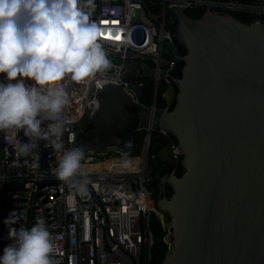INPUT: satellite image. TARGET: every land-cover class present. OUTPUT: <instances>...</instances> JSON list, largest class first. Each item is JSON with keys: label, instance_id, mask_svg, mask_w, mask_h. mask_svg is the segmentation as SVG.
<instances>
[{"label": "water", "instance_id": "water-1", "mask_svg": "<svg viewBox=\"0 0 264 264\" xmlns=\"http://www.w3.org/2000/svg\"><path fill=\"white\" fill-rule=\"evenodd\" d=\"M171 12L172 38L184 48L178 77L158 72L175 87L171 108L139 105L105 83L72 147L124 149L141 127L169 134L182 171L158 179L170 188L156 203L170 237L159 264H264V25ZM134 64L153 75L134 60L124 76Z\"/></svg>", "mask_w": 264, "mask_h": 264}, {"label": "built area", "instance_id": "built-area-1", "mask_svg": "<svg viewBox=\"0 0 264 264\" xmlns=\"http://www.w3.org/2000/svg\"><path fill=\"white\" fill-rule=\"evenodd\" d=\"M172 5L182 11L196 10L195 18L209 11L246 16L248 22L264 25V0H91L85 11L97 26L96 39L110 67L81 81L68 78L64 82L70 103L60 117L62 131L57 142L63 149L54 150L41 139L33 150L38 158L22 156L20 146L29 141L24 130H0V256L14 242L9 229L30 228L37 217L45 219L52 233L57 264H151L157 240H163L167 249V217L156 206L162 197L161 183L154 184L151 174V161L158 157L157 151H149L152 129H136H143L144 134L135 154L129 143L124 149L108 146L84 151L82 174L73 178L75 184L88 181L83 194L59 180L53 169L62 151L73 148L75 133L96 109L97 91L103 84H121L139 105L166 109L172 103L173 84L169 76L158 75L160 70L171 75L180 54L171 35ZM113 57L118 61H112ZM134 60L144 62L153 75H145L134 64L124 76ZM0 81L6 82L4 74ZM146 82L152 87L147 105L141 101ZM158 99L162 106L156 105ZM48 123L44 121L42 127ZM159 132L155 144L158 148L166 144L169 149L168 158L161 160L175 163L179 156L174 139ZM13 213L15 223L6 224Z\"/></svg>", "mask_w": 264, "mask_h": 264}, {"label": "clouds", "instance_id": "clouds-1", "mask_svg": "<svg viewBox=\"0 0 264 264\" xmlns=\"http://www.w3.org/2000/svg\"><path fill=\"white\" fill-rule=\"evenodd\" d=\"M91 0H0V130L23 129L22 156L41 139L54 150L62 131L60 119L70 103L65 81H81L110 67L105 51L97 42V26L85 11ZM32 81L31 84L26 81ZM49 121L47 127H42ZM52 137L56 139L53 140ZM47 146V145H46ZM84 151L74 147L62 151L53 169L59 180L80 193L88 181L73 183L81 173ZM16 213L6 224L15 223ZM13 243L3 249L0 264H57L53 257L54 238L46 221L37 217L30 227L10 228Z\"/></svg>", "mask_w": 264, "mask_h": 264}, {"label": "trees", "instance_id": "trees-1", "mask_svg": "<svg viewBox=\"0 0 264 264\" xmlns=\"http://www.w3.org/2000/svg\"><path fill=\"white\" fill-rule=\"evenodd\" d=\"M196 10L194 9H185L184 10V14L190 18H195L196 17ZM238 20L242 21V22H248V18L246 16H242V15H234ZM174 25V24H173ZM172 25V28H173ZM174 45L176 46L177 51L182 54L184 53V48L177 43L174 39H173ZM182 62L180 60L176 61L175 67L170 71V74L172 76H176L178 77L180 75V68H181ZM151 84H149V82H146L143 87H142V96H141V101L144 104H149V98L151 96ZM173 89L175 91V87L173 85ZM173 104V101L170 105H168L166 107V109H170L171 106ZM156 105L157 106H162L160 99H158L156 101ZM144 134V130L143 129H139V130H134L131 133L130 136V142H129V146H130V152L132 154H135L139 151V147L141 144V140H142V136ZM151 136H153V132H151L150 134ZM151 143L149 146V151H157L158 150V146L157 144H155L156 141H158V139H156L155 137H151ZM163 141V140H161ZM151 174H152V181L154 184H156L158 182L159 176L165 173H174L176 175H180L182 168L179 164V159L173 163V162H169L166 160H161L158 157H156L153 161H151ZM170 192V189L167 190L166 194H168ZM158 233L159 235V231H156V234ZM166 252V243L159 239L154 243L153 246V258H152V262L151 264H159L161 262V260L163 259L164 255Z\"/></svg>", "mask_w": 264, "mask_h": 264}, {"label": "rangeland", "instance_id": "rangeland-1", "mask_svg": "<svg viewBox=\"0 0 264 264\" xmlns=\"http://www.w3.org/2000/svg\"><path fill=\"white\" fill-rule=\"evenodd\" d=\"M112 61L117 62L118 58L117 57H113L111 58ZM153 132V136L157 139L160 136V132L159 131H154ZM157 155L160 159H167L169 156V149L167 147L166 144H162L158 150H157ZM162 238V237H161Z\"/></svg>", "mask_w": 264, "mask_h": 264}, {"label": "flooded vegetation", "instance_id": "flooded-vegetation-1", "mask_svg": "<svg viewBox=\"0 0 264 264\" xmlns=\"http://www.w3.org/2000/svg\"><path fill=\"white\" fill-rule=\"evenodd\" d=\"M161 185V189H162V194L165 196V197H167L169 194H170V192L168 193V194H166V192H167V190L168 189H170L167 185H165V184H160Z\"/></svg>", "mask_w": 264, "mask_h": 264}]
</instances>
